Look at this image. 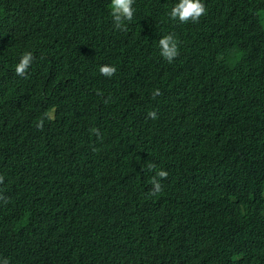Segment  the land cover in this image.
<instances>
[{
	"label": "trees",
	"instance_id": "trees-1",
	"mask_svg": "<svg viewBox=\"0 0 264 264\" xmlns=\"http://www.w3.org/2000/svg\"><path fill=\"white\" fill-rule=\"evenodd\" d=\"M85 2L0 0V7L10 14L14 12V23L20 31L28 32V41L15 43L16 49L34 55L25 77L4 72L14 83L10 84V92L0 87V175L4 177L0 195L7 198L6 204L12 206L15 198L23 204L25 198L38 211L39 224H52L57 209L88 201L90 192L97 198L106 197L105 203H100L104 209L94 210L91 202L95 197L83 205V210L97 214L95 223L87 228L88 236L72 248L77 253L74 262L56 264H100L104 258L129 248L126 241L133 239L136 226L154 222L174 226L182 221L189 222L192 233L198 232L195 237L206 264H220L229 253L241 254L249 264H264V243L260 245L257 236L253 242L243 238L239 248L217 235L236 210L222 202L231 191L228 186L204 187L205 169L212 170L217 164L230 167L231 160L239 162L229 158L222 142L215 151L207 146L212 138L222 140L214 136L220 104L216 99H207L202 106L190 105L175 67L158 57L156 43L176 25L167 13L178 0H147L143 12L134 15L125 32L114 29L103 1L96 5ZM212 15L208 9L207 16ZM226 18L236 21L237 31L230 35L232 38L253 44L233 68L235 78L230 79L229 87L242 88V100L253 102L260 99L258 89L264 84V30L256 24L264 27V19L257 6L230 9ZM117 39L131 44L130 61L123 58L117 43H100ZM222 40L231 43L230 38ZM212 44L219 51L214 41L204 40V44L197 45L202 63L210 60ZM6 58L11 60L12 55L6 52ZM0 62L2 65L1 57ZM103 65L114 66L115 75H100ZM131 69V76H137L141 69L145 73L134 79L125 72ZM0 74L4 77L1 69ZM16 84L28 90H20ZM157 88L162 95L152 99L151 93ZM97 90L103 95L98 96ZM219 94L217 87L215 95ZM15 97H23L22 107L29 105V99L41 100L43 113L55 108V120L45 121L43 131L36 129L35 121V138L30 143H21L7 130L11 128L4 117L14 110ZM163 107L173 108L174 117L164 118ZM153 110L157 120L147 117ZM94 128L99 130V137L90 132ZM148 162L169 174L162 181L163 193L151 198L145 194L151 189L155 172L145 169ZM251 162L248 159L242 164L256 176V194L264 206V166ZM84 183L89 189L82 186ZM249 212L264 219V211ZM8 213L6 207L0 208V260L6 258L9 264L55 261V252H50L56 246L42 247L38 243L46 244L56 234L43 237L42 231L34 233L30 246L22 243L23 253H16L17 240L21 241L19 226L12 228ZM114 223L115 229L109 230ZM263 228L264 222L256 220V230ZM102 229L107 233L104 237ZM249 251L255 253L243 255ZM150 261L158 264L156 259Z\"/></svg>",
	"mask_w": 264,
	"mask_h": 264
},
{
	"label": "clouds",
	"instance_id": "clouds-1",
	"mask_svg": "<svg viewBox=\"0 0 264 264\" xmlns=\"http://www.w3.org/2000/svg\"><path fill=\"white\" fill-rule=\"evenodd\" d=\"M85 4L96 5L100 1L104 3V9L108 8L110 21L114 29L125 32L128 23H131L136 13L143 12V6L147 0H83ZM252 6L258 7V12L264 19V0H178L167 13L169 19L176 22L172 29H169L164 35L159 37L158 57L163 63H171L175 67L177 77L179 78L182 90L188 96L189 104L202 106L207 99H216L220 104L221 112L219 121L216 124L217 132L214 135L222 138L221 141L212 138L207 142L211 151L219 149L220 142L224 144L229 158L239 159V162L231 160L230 167L217 164L212 170L205 169L206 181L204 187H211L212 184L217 186L226 185L231 191L226 195L222 202L225 206H234L236 213L232 218L224 223L218 231V236L225 242L235 243L240 248V240L243 238L248 242H253L254 236L258 237L260 245L264 243V228L261 231L256 230V220L264 222L263 218H258L249 212V209L264 211V206L256 194L254 182L256 176L251 174L247 167L242 164L248 159L252 164L261 163L264 166V84L258 89L260 99L253 102H244L240 95H243L242 88L229 87V82L233 75V68L239 61L253 49V44L249 40L231 37L230 35L237 31L236 21L234 18H226V13L230 9L242 10ZM208 9L213 14L207 16ZM17 17L14 12H7L0 7V57L3 64L0 69L3 74L12 73L18 77H25L27 71L34 61V55L31 51L19 52L15 43H25L28 41L27 33L21 32L20 28L14 23ZM256 24L263 31L264 27ZM250 25V24H249ZM250 27L255 29L252 25ZM227 32V33H226ZM227 36V37H226ZM230 38L231 43H226L222 39ZM204 40L214 41L219 51L212 44L209 47L210 60L207 63L201 62V53L196 50L197 45L204 44ZM117 43L124 52L123 58L130 61L132 55L131 44L117 40H100V43ZM155 45V44H154ZM231 48L233 52L231 53ZM6 52L12 55V59L6 58ZM65 52V51H64ZM155 56V54H154ZM153 56V57H154ZM152 57V58H153ZM42 59V57L38 58ZM1 63V62H0ZM117 69L114 66L103 65L99 68L100 75L105 78H111L115 75ZM128 76L132 75V69L125 71ZM145 73L141 69L140 73L134 79L139 78ZM7 79H5V78ZM0 74V87L10 92L11 80L5 74ZM131 77H124L127 80H134ZM235 78V77H234ZM20 90H28L20 88ZM217 87L220 88V94L215 95ZM252 93V92H251ZM98 96L103 93L97 90ZM161 91L153 89L152 99L161 96ZM23 97H15L14 110H10L4 117L9 121L11 130L9 133L19 137L21 143H30L35 137L33 127L43 131L45 121L52 122L55 120V108H49L43 113L41 100L29 99V105L22 107ZM29 109L21 113L22 109ZM161 112L164 118L174 117L176 111L171 107H163ZM43 113V115H42ZM42 116V117H41ZM41 117V118H40ZM147 117L151 120H157V112L149 111ZM210 125H214L210 123ZM93 135L99 137L98 129H90ZM145 169L149 172H155L151 177V189L145 194L146 198L156 197L163 193V180L168 178V172L157 170V166L148 162ZM4 183V177L0 175V184ZM264 183V181H263ZM84 188L89 189L84 183ZM224 190V189H223ZM92 206L96 211L97 208L104 209L100 203H105V198H97L90 192ZM264 196V191H263ZM12 206L3 195H0V208L6 207L9 211L8 220L12 228L19 226L20 240H17L16 253L22 252L21 246L25 242L28 246L32 243L34 233L42 231L43 237L56 234L52 241L46 244L38 243V246L55 245V261L48 264H56L63 261L67 263L74 262L76 254L72 248L83 238L88 236V227L95 223L97 214L88 210H83L88 201L76 203L70 208H59L56 215L52 218V224L42 222L38 211L30 207L27 199L22 198L23 204L13 199ZM99 203L98 205L96 203ZM108 211V210H107ZM104 227V226H103ZM114 223L109 230L115 229ZM192 226L189 222H175L174 226L161 222L153 224L138 225L134 228V237L126 241L129 247L126 251L117 254L115 257L104 258L100 264H154L150 259H156L158 264H206L204 255L199 250V242L195 236L198 232L192 233L189 228ZM53 228H55L53 230ZM107 235L104 229L101 230ZM35 240V239H34ZM241 250V249H240ZM23 253V252H22ZM253 251L243 253V255H252ZM235 253L226 254L220 264H249L242 255ZM36 258V257H35ZM0 264H9L5 258L0 260Z\"/></svg>",
	"mask_w": 264,
	"mask_h": 264
}]
</instances>
